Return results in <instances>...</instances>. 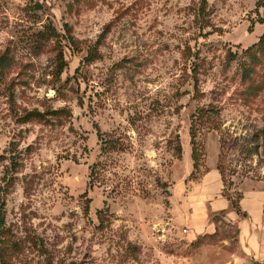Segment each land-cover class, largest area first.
Returning a JSON list of instances; mask_svg holds the SVG:
<instances>
[{"label":"rangeland","instance_id":"374dc122","mask_svg":"<svg viewBox=\"0 0 264 264\" xmlns=\"http://www.w3.org/2000/svg\"><path fill=\"white\" fill-rule=\"evenodd\" d=\"M263 34L264 0H0V264H264L181 211L264 189Z\"/></svg>","mask_w":264,"mask_h":264},{"label":"crops","instance_id":"0c3cea01","mask_svg":"<svg viewBox=\"0 0 264 264\" xmlns=\"http://www.w3.org/2000/svg\"><path fill=\"white\" fill-rule=\"evenodd\" d=\"M217 176L219 177L220 186L215 191L208 190L213 181L209 179L207 172L203 176V181L201 185L200 197L204 198L205 209L203 210H181L185 211V216L181 215V218L188 219L187 221L192 226L193 230L196 232L200 228L197 222H208L209 216L211 213L223 212L226 211L227 217L234 221L238 222L241 228L243 237L250 235L255 226L262 227L264 224V189L257 188L251 189L245 192L243 198L239 202L240 210L247 212L249 219H241L240 212L235 209L231 201L224 197L222 192V178L219 170L216 168ZM215 178V177H214ZM189 212V213H188ZM240 218V219H239ZM208 226V224H207Z\"/></svg>","mask_w":264,"mask_h":264},{"label":"trees","instance_id":"16d2710c","mask_svg":"<svg viewBox=\"0 0 264 264\" xmlns=\"http://www.w3.org/2000/svg\"><path fill=\"white\" fill-rule=\"evenodd\" d=\"M255 46H258V48L264 50V34L262 35L260 41H259ZM192 144H193V143H192ZM194 155H195V146L193 145V154H192L193 158H194ZM232 206H233L235 209H237L238 212L241 211V210H240V207H239V204H236L235 202H232ZM0 211H1V210H0ZM0 217H1V216H0ZM1 218H2V217H1ZM0 223H2V220H1Z\"/></svg>","mask_w":264,"mask_h":264},{"label":"built area","instance_id":"2783aa9c","mask_svg":"<svg viewBox=\"0 0 264 264\" xmlns=\"http://www.w3.org/2000/svg\"><path fill=\"white\" fill-rule=\"evenodd\" d=\"M182 232H184V233H188V232H189V228H188V227H183V228H182Z\"/></svg>","mask_w":264,"mask_h":264}]
</instances>
